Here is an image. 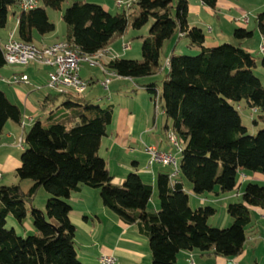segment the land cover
Segmentation results:
<instances>
[{
  "label": "trees",
  "instance_id": "16d2710c",
  "mask_svg": "<svg viewBox=\"0 0 264 264\" xmlns=\"http://www.w3.org/2000/svg\"><path fill=\"white\" fill-rule=\"evenodd\" d=\"M67 1L71 4L61 16L66 30L60 38L86 54L107 47L115 34L125 31L129 18L136 29L149 23L148 35L141 41V60L118 56L104 66L120 77L150 78L143 87L161 103L169 121L164 127L177 135L182 146L178 173L174 181L170 172L157 174L159 208L148 211L152 185L134 170L121 184L112 183L107 161L98 153L113 106L101 107L83 94L48 91L40 107L47 110L45 122L35 119L22 137L21 169L29 173L30 186L0 185V264H83L77 256L68 202L83 185L97 189L102 204L119 219L136 225L148 240L151 264H175L180 250L224 257L241 254L251 207L264 208V182L245 184L242 201L226 205L231 223L220 228L207 222L215 213L213 206L189 205L184 179L195 195H219L235 188L240 170L264 174V127L248 134L236 106L242 101L264 120V85L255 73L258 66L264 69V56L241 45L253 37V29L235 27L236 44L207 47L203 29L188 24V0H132L115 14L87 0H38L28 10L19 9L20 0H0V29L18 9L15 37L39 46L38 36L56 31L46 8L60 10ZM200 1L213 9L217 0ZM255 23L264 37V10L256 13ZM181 38L199 53H175ZM169 45L173 49L164 59L169 62L165 69L160 58ZM4 65L0 43V67ZM161 71L165 72L158 91L153 78ZM22 118L20 107L0 88V134L7 121L20 124ZM40 188L48 193L44 211L33 204ZM27 213L33 233L23 235L7 227L8 215L22 225Z\"/></svg>",
  "mask_w": 264,
  "mask_h": 264
},
{
  "label": "crops",
  "instance_id": "0c3cea01",
  "mask_svg": "<svg viewBox=\"0 0 264 264\" xmlns=\"http://www.w3.org/2000/svg\"><path fill=\"white\" fill-rule=\"evenodd\" d=\"M188 3V24L190 26L196 25L202 29L204 28L205 45L207 47H213L222 42H230L229 39L233 38L231 36H233L232 33L234 28L244 27L246 29H253L254 33L252 38L243 40L241 45L257 57L261 55L264 56V37L256 29V23L254 20H252V23L254 22L253 26H248L251 22L250 15L253 13L255 16L257 12L264 10V0H217L213 9L207 7L200 0H193V3L188 0ZM244 15H247V22L243 20ZM9 33L3 38L2 42H0L2 46L6 42ZM61 34L62 33L57 32L56 29V31L50 35L38 36V44L39 46H43L60 40ZM107 48L116 52L118 56H121V54L117 52L115 45L113 46L109 43ZM128 50H131V48ZM106 61H108V59L105 60V62ZM30 64L35 63H29L26 66L20 67L8 65L13 69L4 71V73L3 70H5V67H0V82L8 84L4 79L14 73H25L24 69ZM38 66L42 67V65ZM43 67L45 68L44 73H42V70H39L38 73L36 72V75L42 74L45 80L40 84L38 82L29 83L33 90H39L38 87L42 88L46 81L48 68L45 66ZM165 68H167V66ZM257 68L260 69L261 67L258 66ZM260 71L264 75V69L261 68ZM8 85L12 86L17 84ZM0 88L6 93L11 102L20 107L23 115L31 119L29 125L35 119L40 118V113L43 111L40 107L45 94L43 96H35L31 93V96L16 86L7 88L3 86ZM133 115L125 116L123 121L124 124L119 132H114V134L112 132L106 133V135L101 138L99 151L102 146L106 152L112 150V146L114 147L116 143L122 148H129L131 147L130 143H137L138 137L140 138L143 134H136L138 132L133 131L132 126L135 120V116ZM166 123L167 119L165 121V124ZM143 129V131L147 130V125L144 126ZM23 131L24 130L21 129L19 124L13 121H7L3 132L0 134V179L3 178V162L7 163L9 161H14L15 164L18 163H16L17 158L14 151L21 153L22 142L20 146L19 139L22 141ZM149 146H154L161 151L169 152L168 150L163 148L160 149L155 145ZM3 155L5 160L3 159ZM17 161L19 160L17 159ZM18 167L17 164L8 170L15 175L16 173H19ZM132 167H134V171L138 172L137 169L140 166L137 161H133ZM7 168L9 167H6V169ZM164 171H169L167 166L158 165L156 168L150 167L149 169H146L144 172L147 173L146 175L149 177L148 180L143 178L139 172L138 173L142 176L144 181L150 183L154 188L157 174ZM240 171L243 172L244 170ZM250 174L251 173H243L245 180H249L248 182L255 181L259 184L264 182V174L261 173L262 175L259 177ZM125 176L126 175L124 174H118L115 182L121 184ZM252 179L255 180L250 181ZM243 183V181H240L237 187L235 186L237 188V192L235 193L236 197L239 194L242 195L241 191H243ZM88 188L90 187L84 185L81 186L80 190L72 192L68 199V202L71 205L69 219L76 227L74 241L77 256L80 261L83 264H100L98 258L101 254H111L117 257L118 264H151V252L146 237L138 232L136 225L127 224L119 219L114 212L102 204L101 199L99 201V193L97 195L96 191H90ZM232 196L229 195L228 198H231ZM202 199L203 198H200V200ZM150 200H152V206H150L149 201L147 204V210H158V197L154 201L153 192ZM223 221L224 224H230L232 219L229 215H225ZM30 230L31 227L28 223H24L23 231ZM189 257L192 258L193 264H264V208L251 207V221L246 228V241L242 253L238 256L224 257L220 255L205 254L198 249L180 250L177 253L175 264H190L187 261Z\"/></svg>",
  "mask_w": 264,
  "mask_h": 264
},
{
  "label": "rangeland",
  "instance_id": "374dc122",
  "mask_svg": "<svg viewBox=\"0 0 264 264\" xmlns=\"http://www.w3.org/2000/svg\"><path fill=\"white\" fill-rule=\"evenodd\" d=\"M87 1L98 3L113 14L120 12L122 10L121 7H118L116 5V0H87ZM127 1L132 2L131 0H127ZM190 2L193 3V0H190ZM70 4H71V1L64 2L60 10L46 8V12H47L49 20L55 24L57 32L59 33L60 32L63 33L66 30V25L64 21L62 20L61 16L64 10ZM18 13H19V10L17 9V13L15 15L9 14L6 27L0 29V42H2L3 38L10 31L13 30L15 32L16 26H17V14ZM250 19H251V22L248 24V26L252 27L253 23L255 22V16L253 13L252 15H250ZM252 20H254L253 23H252ZM148 28H149V23L142 26L139 29L134 28L131 23V18H129L125 31L122 34H115L110 41V45H113V46L115 45V47L117 48L116 49L117 52L121 54V56L124 58L141 60L142 59L141 41H142V38L148 35ZM121 40L125 43H129V48H131V50H128V49L123 50L122 49L123 42ZM229 40L233 44H236L237 42L234 38H230ZM172 49H173L172 45H169V46H166L165 50H163V53L160 58V62L163 65V67L165 66L164 59L172 52ZM174 52L177 54L180 53V54L196 55L199 53V50L195 48H189L186 44V39L181 38L177 42ZM105 60H107V57L101 58L100 64H92L88 61H83L80 63V71H79L80 77L82 79H85L86 81L88 80V82L91 81L87 89L82 94L86 98L90 99L94 104H97L101 107H106L107 105L113 106L112 120H111V123L107 126V129H106L107 133L112 132L114 134V132H119V130H121L124 124L123 121H124L125 116L126 115L131 116L134 114L133 116H135V120H134L132 129L134 132H138L136 134L140 133L143 135L140 138L138 137L137 143L135 144L130 143L131 147L129 148H122L118 145V143H116L114 147L112 146V150H108L106 152L104 147L102 146V148L100 149L98 153L100 156H102L107 161V167L109 169V172L111 175H113L112 183L117 184L115 180L118 174L126 175L130 172L129 170L131 171L134 170V167H132L133 161H137L139 163L140 167L137 169L138 172L143 176V178L148 180L149 177L148 175H146L147 173H145L144 171L146 169H149L150 167L156 168L158 164L148 165V156L144 152L145 145H155L159 147L160 149L163 148V149L168 150L172 155L176 157L177 162H179L181 154L176 152V149L174 148L173 145L170 144L167 138V133L169 132V130L164 128L166 116L164 115L162 111L161 103L158 101L154 102V100L151 99L150 94L143 87V84H146L147 82H149L150 78L141 77V78L134 80V79L126 78V77H120L115 74H111L108 71H103L100 65L104 64ZM3 67H5L4 68L5 70H3V73L4 71L13 69L12 67L8 65H4ZM44 69L45 68L43 66L39 67L36 64H30L24 69V72L30 76V79H29L30 83L38 82L40 84L44 82L45 78L44 76H42V74L36 75V72L38 73L39 70H42L43 71L42 73H44ZM260 69L256 68L255 73L257 74V76L261 78V82L264 85V75L261 73ZM164 72L165 71L159 72L153 78L154 80H156L158 91L160 90L162 86V79L164 78ZM11 77L12 75H9V77L7 78H11ZM6 79H4V81ZM106 79L109 80L107 87H105L102 84V82L105 81ZM3 86L6 88L16 86L20 88L23 92L28 93L31 96L32 94L35 96L36 95L43 96L44 94L48 92V90L44 87L39 88V90H33L31 85L29 84L27 85L23 83H19L17 85L11 86V85H8L5 83L3 84L2 82H0V87H3ZM58 103H60V98L56 101V104ZM236 106H237V109L241 117V122L246 127L248 134L254 135L260 128L264 127V120H262L256 112H254L253 110L245 106L244 102L241 101ZM46 113H47L46 109L45 110L43 109V111L40 113L41 115L39 117H40V120L43 122H45ZM253 119L256 120V123L253 122ZM28 125L25 126L23 135H24V132L28 129L29 127ZM146 125L148 129L143 131L144 130L143 127ZM14 153H16V158L19 160L17 161V159L15 158L16 163L18 162L17 164L19 166L18 167L19 173H16L14 175L13 172L8 170L14 167L15 165H17L15 164L14 161H9L7 163L3 162V178L0 179V185L19 184L23 189H27L31 184L30 175L28 172L21 169L20 153L17 151H14ZM3 159L5 160L4 155H3ZM6 167H9V168L6 169ZM167 167L169 169L168 172H172L173 166L169 165ZM243 173H251L253 175H257V177L262 175L259 172H253V171H248V170H244L243 172L238 171L236 175V187L240 181H243L244 183L242 186L244 188L247 180H245ZM254 180L255 179H252L250 181H254ZM184 182H185L186 191L189 194V205L193 208L196 206H205V205L213 206L215 208V213L208 218V221H207L208 224L211 226H216L220 228L228 226L229 223L224 224V221H223L225 215L228 216V213L226 211V204L228 202H233V201H242L240 194L237 197L235 196V193L237 192V188L235 187L233 190L219 194V195H216L214 193H207V192L202 195H195L190 190V183L185 179H184ZM88 189L90 191H96L98 195L97 189H94V188H88ZM153 189H154L153 190V200L155 201L157 199L156 183ZM229 195L231 196L233 195V196L231 198H228ZM47 198H48V193L43 188H40L36 196L33 199L34 206L44 211L45 202ZM200 198H203V199L200 200ZM99 201H100V197H99ZM149 201H150V206H152V200H149ZM24 223H28V225L31 227L30 231H23ZM12 226L15 228L17 233H20L23 235L26 233L34 232L32 228V221H31V217L29 213H27V216L25 220L23 221L22 225H19L17 222H15L12 219L11 215H8L7 227L10 228Z\"/></svg>",
  "mask_w": 264,
  "mask_h": 264
},
{
  "label": "built area",
  "instance_id": "2783aa9c",
  "mask_svg": "<svg viewBox=\"0 0 264 264\" xmlns=\"http://www.w3.org/2000/svg\"><path fill=\"white\" fill-rule=\"evenodd\" d=\"M130 3L131 2H128L127 0H116V5L118 7L123 5L126 6ZM38 4V0H20L19 9H32ZM247 19V15H244L243 20L247 22ZM2 48L4 62L7 65L26 66L29 63H35L47 67V78L43 87L48 91L60 94H82L87 89L88 82L82 79L79 75L81 62L88 61L92 64H100L101 58L103 57H107L108 60L118 57L116 52L107 47L94 54H86L77 45L64 39L57 40L47 45L37 46L34 43L18 40L14 35V31L9 33ZM122 49H129V43L123 42ZM165 65H169L168 60L165 61ZM100 66L103 71H108L105 69L106 67L104 64ZM108 72L113 74L110 71ZM5 81L8 84L30 83L29 76L25 73H14L11 78H7ZM108 83V79L102 82L105 87H107ZM30 122L31 119L23 115L19 126L23 129ZM167 138L170 144L176 149V152L180 153L182 146L178 141L177 135L173 131H169L167 133ZM21 142V139H19L20 146ZM144 152L148 156V165H172L173 170L170 172V177L174 181V178L178 173L177 159L174 155L170 152L161 151L158 148L149 145L144 146ZM98 261L100 264H118L117 257L111 254H101ZM187 261L190 264H193L191 257H189Z\"/></svg>",
  "mask_w": 264,
  "mask_h": 264
}]
</instances>
